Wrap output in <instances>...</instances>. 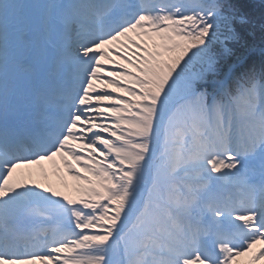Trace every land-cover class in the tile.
<instances>
[{
	"label": "snow or ice",
	"instance_id": "1",
	"mask_svg": "<svg viewBox=\"0 0 264 264\" xmlns=\"http://www.w3.org/2000/svg\"><path fill=\"white\" fill-rule=\"evenodd\" d=\"M254 6L0 0V264H264Z\"/></svg>",
	"mask_w": 264,
	"mask_h": 264
},
{
	"label": "trees",
	"instance_id": "2",
	"mask_svg": "<svg viewBox=\"0 0 264 264\" xmlns=\"http://www.w3.org/2000/svg\"><path fill=\"white\" fill-rule=\"evenodd\" d=\"M246 3H250L255 5L251 11L254 12L255 16L257 19H259L260 14H261V8L259 6V0H246ZM256 43L259 44L260 43V34L259 32L256 33V37H255ZM258 59V58H257Z\"/></svg>",
	"mask_w": 264,
	"mask_h": 264
},
{
	"label": "rangeland",
	"instance_id": "3",
	"mask_svg": "<svg viewBox=\"0 0 264 264\" xmlns=\"http://www.w3.org/2000/svg\"><path fill=\"white\" fill-rule=\"evenodd\" d=\"M45 170L50 172V171H51V169H50V165H47V164H46V165H45ZM33 178H34V179H41V178H42V175L37 171V172L35 173V175L33 176ZM53 182H54V183L57 182V181L55 180V178H53Z\"/></svg>",
	"mask_w": 264,
	"mask_h": 264
}]
</instances>
